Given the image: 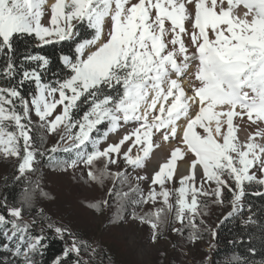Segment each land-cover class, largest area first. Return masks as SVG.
I'll return each mask as SVG.
<instances>
[{
    "label": "snow or ice",
    "instance_id": "snow-or-ice-1",
    "mask_svg": "<svg viewBox=\"0 0 264 264\" xmlns=\"http://www.w3.org/2000/svg\"><path fill=\"white\" fill-rule=\"evenodd\" d=\"M81 25L92 31L89 38L77 39ZM28 37L37 49L74 42L55 78L48 76L49 57L30 50L18 57L16 42ZM245 116L256 131L242 142L237 130ZM262 124L264 0H0V156L17 160L13 180L26 185L18 206L0 200V252L10 253L0 264H40L45 227L33 234L37 220L25 219V211L71 238L51 264L73 253V264H87L79 259L87 244L34 209L35 194L47 193L28 173L42 161L63 171L83 166L101 189L111 180L105 196L88 206L114 207L117 220L130 211L154 240L170 214L179 224L173 233L189 229V238L199 239L209 200L222 206L227 190L231 217L244 210L248 189L264 196ZM49 135L59 139L45 148ZM173 141L166 161L141 174L153 150ZM178 159L188 162L186 175ZM177 175L179 186L168 187ZM158 201L162 207L137 213ZM248 212L243 222L259 224L251 205Z\"/></svg>",
    "mask_w": 264,
    "mask_h": 264
},
{
    "label": "rangeland",
    "instance_id": "rangeland-1",
    "mask_svg": "<svg viewBox=\"0 0 264 264\" xmlns=\"http://www.w3.org/2000/svg\"><path fill=\"white\" fill-rule=\"evenodd\" d=\"M238 7L243 8L242 5ZM188 28L190 30L191 25H188ZM185 78L189 80V77ZM36 119L33 115V120ZM244 120L247 121L246 116ZM261 126L264 127V124ZM240 128L256 131V126L252 125L251 121L242 123ZM197 130L202 132V129L197 128ZM58 139V136H47L44 147L53 146ZM109 139L116 140L117 136L114 137L113 134H110ZM175 146L176 142L173 141V144L165 149L160 160L150 163V159L146 170L141 174L150 176L161 163L166 161L171 149ZM17 163L15 158L5 159L0 156V193L2 190L5 191L4 188L17 175ZM181 163L188 164V162L178 159L177 167ZM100 166L102 164L97 163V167ZM123 167V162H121V169ZM39 171L36 174L28 173V175L33 180H39L40 186L47 196H41L37 192L33 200L34 209H42L45 218L50 219L58 226L67 228L77 240L85 242L87 247L82 249L80 257L93 264H170L171 261L177 262V264H210V254L215 246L218 222L231 209L227 202L230 200L231 194L225 190V203L222 206L213 205L211 200L207 202L206 214L203 216L205 223L200 225L199 239L194 241L190 239L187 234L189 229H186L182 235L173 233L171 228L178 227L179 224L174 222L173 215L170 214L169 222L160 229L162 234L154 240L150 226L138 219H133L130 211L123 220H117L114 217V207L98 211L88 206L89 203L105 196L107 189L113 184L111 180H107L101 189L97 184L88 181L87 170L83 166L78 167L75 171H63L44 163ZM82 172L85 173L83 176ZM176 181L175 185L169 184L168 187L179 186V175L176 176ZM199 182L197 179V184ZM142 187L146 189L147 183L142 184ZM157 190L159 189L157 188ZM20 195L15 200L9 201L10 205L16 203L18 206ZM4 198V196L1 198L0 195V200ZM170 202L174 204L175 196L171 198ZM162 206V202L158 201L155 205L151 203L142 205L136 211L140 214ZM34 216L35 211L32 212V215H24V218L30 220ZM213 232H215V236H213ZM64 238L68 240V244L71 243L69 236L65 235Z\"/></svg>",
    "mask_w": 264,
    "mask_h": 264
},
{
    "label": "trees",
    "instance_id": "trees-1",
    "mask_svg": "<svg viewBox=\"0 0 264 264\" xmlns=\"http://www.w3.org/2000/svg\"><path fill=\"white\" fill-rule=\"evenodd\" d=\"M92 31L88 30L86 25H81L79 27V36L77 39L89 38ZM34 41L31 37L22 38L17 40L16 48L17 55L23 54L25 50H30L32 52H40L41 54L50 58V71L48 73L49 78H55L57 74L60 73L63 65L60 62L61 55H69L73 52L74 42L72 40L62 41L60 43H54L50 45H45L40 49L33 46ZM30 90L29 86H25V93ZM39 159V157H38ZM47 163L42 161L35 165L37 172H40V167ZM26 186L22 181L15 182L11 180L5 191L2 190L0 193L1 198L4 196L9 201L15 200L22 192V189ZM28 186V185H27ZM257 189H248V193L243 198L244 200V210L239 214H234L231 217L224 215L218 222L216 228L215 236V246L210 254L211 261L210 264H252L253 261L260 262L264 261V196H255L250 193L256 191ZM12 203V202H11ZM248 205L252 206V212L256 213V219L260 222L259 224H245V221L249 215ZM0 211H3L0 209ZM24 215L29 216V212H25ZM32 215V213H31ZM35 215L33 219L37 220L33 228V234H40L39 230L43 226L45 227L46 239L43 243L46 245L43 255H38L36 259L40 264H51L52 260L61 255L68 240L64 237L61 238L53 230L46 228L43 222L36 218ZM189 234V233H187ZM4 242L3 236H0V243ZM255 248L256 252L253 255L249 249ZM10 255L7 252H0V256ZM242 258V259H241ZM77 259L75 253L71 254L69 258H66L64 264H73V261ZM82 261H86L87 264H93L90 261L79 257ZM103 259V258H102ZM204 259V258H203ZM106 258L104 259V261ZM171 261V260H170ZM170 264H177V262H170ZM180 264V263H178ZM200 264V263H198Z\"/></svg>",
    "mask_w": 264,
    "mask_h": 264
},
{
    "label": "bare ground",
    "instance_id": "bare-ground-1",
    "mask_svg": "<svg viewBox=\"0 0 264 264\" xmlns=\"http://www.w3.org/2000/svg\"><path fill=\"white\" fill-rule=\"evenodd\" d=\"M52 2H54V0H48V3L51 4ZM185 81H187V79L185 78ZM236 120H238V118H234V122H236ZM178 124H182L185 123L184 121H178ZM253 132L249 129V128H239L237 130V136L238 138L241 139L242 142L246 141V138L248 135L252 134ZM113 136L115 137V135L113 134ZM259 140V138H257ZM173 144V142L170 143H164L163 146L159 149H154V155L151 158V161H156V160H160L164 154L165 149H168L171 145ZM179 173L181 174H187V170H188V164L186 163H181L178 167Z\"/></svg>",
    "mask_w": 264,
    "mask_h": 264
}]
</instances>
